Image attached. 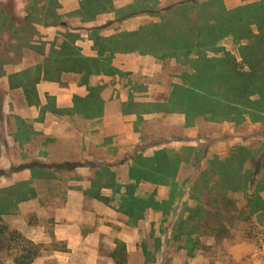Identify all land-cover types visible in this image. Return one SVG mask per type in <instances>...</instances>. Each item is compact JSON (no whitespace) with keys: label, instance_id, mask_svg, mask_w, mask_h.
I'll use <instances>...</instances> for the list:
<instances>
[{"label":"rangeland","instance_id":"374dc122","mask_svg":"<svg viewBox=\"0 0 264 264\" xmlns=\"http://www.w3.org/2000/svg\"><path fill=\"white\" fill-rule=\"evenodd\" d=\"M37 1L0 0V6L8 11L13 8L17 16L23 17L25 9ZM61 1L63 5L69 2ZM82 1L79 0V5ZM111 1L116 3L112 5L115 11L131 1H136L132 5H136L137 10L142 4L161 11L184 0ZM222 1L228 11L248 3L243 0ZM62 3L58 2L60 10L57 13L66 28L37 27L40 39H32L44 47L43 56L29 50L22 55L11 54V49L0 39V60L6 63L7 73L41 64L51 45L55 41L60 44V35L67 30L80 34L81 41L76 45L81 49L82 56L93 57L92 43L85 31L88 28L100 24L105 28L102 36L111 37L125 30L159 22L156 17L145 13H137L135 17L138 19L119 22L115 19L117 14L106 6V12L98 15L100 19L81 23L80 17H68L75 11L69 10L72 7L64 9ZM220 45L238 56L231 39L223 40ZM214 55L215 52L208 53L210 57ZM143 57L164 64L157 77L147 79V83H157L164 90H151V95H147L146 90L141 96L143 100L138 102L136 99L140 96H136V89L122 86L121 90L129 95V99L121 109L112 103L109 112H137L133 124L135 133L131 139H126L127 143H119L112 152L90 149L94 158L84 159L88 150H81L78 144L81 127L59 124L45 134L43 129H34V124L44 122L45 117L41 115L20 122L10 115L7 122L4 120L0 124V190L9 187L17 189L23 184V189L20 187L19 190L28 187L34 195H28L26 201L0 213V232L3 234L0 237V264H13L22 244L17 234L40 245V256L35 261L45 258L43 264H114L110 254L115 248L116 237H133L134 234L140 237V241L136 251L127 254V264H264V220L248 215L245 201L246 195L253 193L255 188L264 197V123L252 122L248 117L237 123L212 122L207 118L194 119L166 112L164 106L172 86L179 82L181 67L172 60L162 61L148 55ZM114 69L128 80L129 74L124 75ZM6 80L7 77L0 79V112L3 109L10 112L28 108H32V112L38 110L39 107L23 104L19 91L8 92ZM107 96L110 98V94ZM113 96L111 94V98ZM46 102L50 112L54 102L49 99ZM96 109L99 110V107ZM151 113L156 114L151 119L142 116ZM137 126L141 131L137 130ZM4 147H7V152ZM160 152H166L174 175L161 183L145 180L142 178L143 168L146 170L153 165L155 155ZM100 158L106 159V163H95L94 159ZM36 167L46 169L37 171ZM254 173L256 176L251 175ZM127 188L134 189L133 194L138 198H153L161 209H147L143 219L137 221L129 219L119 208ZM221 193L226 195V200L221 198ZM197 204L201 206L205 221L198 224L196 236H192L195 251L190 257L189 247H185L186 237L178 240L174 239V234L179 223L186 221L190 208ZM217 211L221 212L219 217ZM66 225L65 235L72 240L77 237L91 238V243L85 248L87 252L97 254V261L76 260L65 242L56 241L57 227ZM74 246L84 247L79 244ZM55 255L57 257L54 258Z\"/></svg>","mask_w":264,"mask_h":264},{"label":"trees","instance_id":"16d2710c","mask_svg":"<svg viewBox=\"0 0 264 264\" xmlns=\"http://www.w3.org/2000/svg\"><path fill=\"white\" fill-rule=\"evenodd\" d=\"M243 1L248 3L233 11L225 9L222 0H184L161 11L142 4L138 10L136 5H129L115 11L111 0H83L79 9L68 17H80L81 23L94 21L98 15L106 12L108 6L109 11L117 14L119 22L133 18L137 13L156 17L159 22L111 37L102 36L104 26L88 28L85 31L88 41L92 43L93 57L82 56L81 49L76 45L81 41L80 34L67 30V33L60 35V44L57 45L55 41L51 45L41 64L7 73L6 63L0 60V79L7 77L9 90H20L28 107H41L37 90L40 83L63 85L64 76H75L79 78V86L86 87L88 96L85 99L75 96L71 110H55V104L49 109L60 115L100 112L102 87H90L89 79L120 75L112 65L117 54L148 55L162 61H175L181 67L179 82L172 86L164 106L166 112L184 114L194 119L207 118L212 122L237 123L248 117L252 122L264 123V0ZM9 10L0 6V39L11 49V54L22 55L29 50L43 56L42 44L32 40L39 38L37 27L65 26L57 13L60 5L55 0H38L25 9L23 17L17 16L13 8ZM225 39L233 41L238 56L221 48L220 44ZM213 52L216 55L208 56ZM46 99L53 101L48 96ZM47 109L48 105H45L41 107V112ZM2 117L1 111L0 124ZM155 157L156 161L146 169L148 171L141 166L144 169L142 178L161 183L174 175V169L168 164L166 152H160ZM36 169L42 171L46 168ZM22 185L17 189L9 187L0 190V213L26 201L28 195L34 196L31 188L19 190ZM255 189L245 197L246 209L248 215L264 220V197L259 195L258 188ZM132 190L126 189L119 207L120 212L129 219L137 221L143 219L147 209H161L153 198H138ZM96 198L104 201L99 196ZM221 198L226 200V195L223 193ZM220 214L217 211L218 217ZM203 215L199 204L190 208L186 221L179 223L174 234V239L186 237L185 247H189L190 257L195 251L191 239L196 236L198 224L205 221ZM16 236L22 244L13 264H33L40 256V245L19 234ZM114 245L110 254L114 264H127L125 243L115 240Z\"/></svg>","mask_w":264,"mask_h":264},{"label":"crops","instance_id":"0c3cea01","mask_svg":"<svg viewBox=\"0 0 264 264\" xmlns=\"http://www.w3.org/2000/svg\"><path fill=\"white\" fill-rule=\"evenodd\" d=\"M58 2L62 3L61 0H59ZM135 2L131 1L130 3L123 4L120 7L125 8L126 6L136 4ZM72 3H75V5L72 6ZM113 4L114 6L116 5L115 2ZM63 6L64 9H66V7H72L71 9H69L70 11H77L79 9V0H69V2L64 4ZM115 9L117 8L115 7ZM100 18L101 17L98 16L96 19ZM135 19H138V17L134 16L131 20ZM109 20L113 21V18H110ZM92 27H100V24ZM137 30L138 29L132 28L125 31L134 32ZM113 66L120 72L124 73V75L129 74L128 80L125 78L126 76L123 75H116L114 77L96 76L89 79L90 87H102V91L100 93V100L103 103L102 112H72L70 115H60V113L52 112L51 110L50 112H48V109L46 110V112H39L41 110V107H45V105H47L46 96L53 100L55 104V110L59 111L68 109L71 110L73 108V98L75 96L82 99H85L88 96L86 87L79 86L78 77L66 75L63 78V85L48 82H42L38 85L37 90L41 103V107H39L37 110L38 112L36 110L32 112V108L21 109L19 110V112H10V110L6 111L5 109H3L2 122L4 120L5 122H7V119L10 115L15 116V120L19 122L21 120L27 119L32 120L33 116L36 118L41 115L45 117L44 122H38L37 124H34V129H36V131H41L43 129L42 133L45 132V134L46 131L49 132L53 128L56 129L59 124H64L67 127H81L82 132H80L79 134L80 140L78 144L81 150H88V154L84 155V159L89 160L94 158V154H90V149H93L95 152H100L102 150L108 152L114 151V149L118 148L119 143H127L126 139H131L132 135L134 136L135 129L133 128V124L136 121L137 112H109L110 105L113 103V105H118L119 109H121L122 106L127 103L129 95L123 93V90H121L122 86L127 87V89H136L138 93H136V96H140L136 99L138 102H140V100H143V97L141 96L146 93V90L147 95H151V90L154 89L161 88L162 90H164V87H161L157 83H147V79L151 77H157L159 73L162 72L165 66L163 63H159L156 60H151V58L149 57H143L138 54L115 55ZM5 83L7 85V91L13 92L9 90L8 80H6ZM15 91L20 92L23 101L22 103L25 104L22 92L20 90ZM107 93L110 94V98L107 96ZM111 94H114L112 98ZM110 99H113V102H111ZM155 115L156 114L152 113L144 115L142 114L143 118L145 119H151L155 117ZM6 126H8V124H6ZM137 130L141 131V128L137 126ZM130 132H132L131 135L129 134ZM47 134L49 135V133ZM159 142L165 144L163 143V140H160ZM11 143L14 145L13 141ZM8 145L10 144L8 143ZM4 150L7 152V147H4ZM106 155L107 154H105L104 156ZM94 161L95 163H106V159L102 160V158H100V160L94 159ZM81 170L86 171L87 168H82ZM14 175L15 173H13V176ZM66 229H68V225L63 228L57 227L55 231V239L58 242H65L68 245L67 248L72 251L71 254L75 255L76 260L82 259L83 261L87 260L95 262L99 259L96 253L94 254V252H87L85 248L88 243H91V238L77 237L72 240L70 237L65 235L67 233ZM116 240H120L125 243L127 254H130L131 252L136 251L135 248L140 241V237L136 236V234H134L133 237L120 235L116 237ZM74 244H79L84 247L83 249L82 247H75ZM76 250L79 252H75ZM53 257L55 258L57 257V255ZM44 259L45 258L37 260L33 264H43V261H45Z\"/></svg>","mask_w":264,"mask_h":264}]
</instances>
